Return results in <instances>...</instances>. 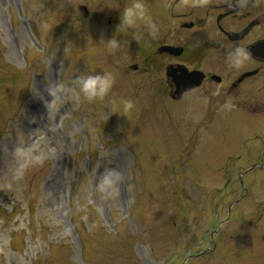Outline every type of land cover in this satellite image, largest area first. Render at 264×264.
Instances as JSON below:
<instances>
[{
	"label": "rangeland",
	"instance_id": "rangeland-1",
	"mask_svg": "<svg viewBox=\"0 0 264 264\" xmlns=\"http://www.w3.org/2000/svg\"><path fill=\"white\" fill-rule=\"evenodd\" d=\"M123 2L0 0V264H264V123L172 101Z\"/></svg>",
	"mask_w": 264,
	"mask_h": 264
},
{
	"label": "flooded vegetation",
	"instance_id": "flooded-vegetation-1",
	"mask_svg": "<svg viewBox=\"0 0 264 264\" xmlns=\"http://www.w3.org/2000/svg\"><path fill=\"white\" fill-rule=\"evenodd\" d=\"M132 1L124 0V6L119 5L123 19L120 14L108 18V24L114 26L110 31L120 33L117 22L122 20L127 29L124 36L130 31L126 24L131 26L133 20L150 17L160 23L161 35L166 40L154 53L145 52L144 62L166 60L165 81L172 101L179 104L190 99L183 107L185 112L197 109L207 116L214 112L217 116L219 108H224L223 118L230 124H241L243 128L245 125L244 129L246 118L257 119L260 123L250 127L257 131L259 124L264 123V0ZM80 7L84 16H91L87 4ZM136 10L143 16H138ZM165 45L174 50L161 49ZM139 67L137 62L131 65L134 70ZM190 73H195L191 84L199 83L184 89L180 79ZM260 135L264 137V133ZM262 162L264 153L239 174L242 184L243 176L252 168L261 167Z\"/></svg>",
	"mask_w": 264,
	"mask_h": 264
},
{
	"label": "water",
	"instance_id": "water-1",
	"mask_svg": "<svg viewBox=\"0 0 264 264\" xmlns=\"http://www.w3.org/2000/svg\"><path fill=\"white\" fill-rule=\"evenodd\" d=\"M84 10H86V7L85 6H83L82 7ZM174 47L173 46H168V45H165V46H163L161 49H164V50H167V51H169V52H172L174 49H173ZM195 72V71H194ZM197 72V71H196ZM193 74H195V73H190V75L189 76H182V78L180 79V85L181 86H183V88L184 89H191L192 87H194L195 85H197L199 82H197V83H195V84H191V82H192V79L194 78L193 77ZM168 75L169 76H171L172 75V72L171 71H169L168 72Z\"/></svg>",
	"mask_w": 264,
	"mask_h": 264
}]
</instances>
